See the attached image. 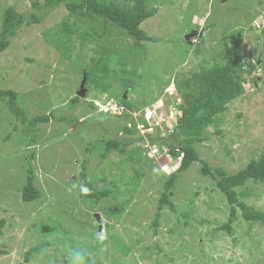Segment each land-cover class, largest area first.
Instances as JSON below:
<instances>
[{
  "label": "rangeland",
  "instance_id": "374dc122",
  "mask_svg": "<svg viewBox=\"0 0 264 264\" xmlns=\"http://www.w3.org/2000/svg\"><path fill=\"white\" fill-rule=\"evenodd\" d=\"M31 1L0 0V5L5 8L17 4V9L24 11L31 7ZM259 2L152 0L150 7H156L158 12L142 27L155 41L146 42L140 50L123 33L115 30L99 37L93 28L82 25L71 36V56H65L51 44L58 38L57 26L69 18L65 7L51 10L41 23L25 26L13 38L8 50L0 55V88L17 91L20 104L30 115L55 112L58 118L72 112L79 121L73 128L55 119L43 123L37 141L31 145L27 125H22L0 102V219L6 221L0 234V249L6 254L0 256V264H19L24 260V251L49 241L52 244L41 254H34L27 264H74L70 259L77 249L80 264H87L86 256L92 264H134L135 260V264H264V224L240 218L234 224L233 235L216 230L228 221L229 210L215 181L202 174L200 162L180 175L172 197L176 211L165 209L162 225L154 233L151 224L162 184L177 167V163L176 167L164 166L167 150L158 146L147 152L156 167H145L141 187L121 221L107 219L90 208L79 197L78 178L85 160L89 159L90 176L106 178L105 183L98 181V187L114 182L122 198H130L129 190L126 191L130 179L126 175H133L131 165L138 168L144 163L127 162L118 169L108 165L119 160L115 152L101 162L99 151L103 150L106 134L126 120L124 108L116 105L123 91L120 82L111 91L112 95H120L112 96L86 81L88 92L70 110L71 100L77 96L84 78L82 63L99 58L106 46L112 49L111 67L119 70V54L128 53L127 68L136 69L134 79L138 88L125 90L123 96L135 103L136 109L128 115L138 123L137 129L145 138L141 142L143 148L149 147V135H155L156 127L167 135L166 128L174 125L180 114L179 102L173 99L178 91L175 77L197 71L200 65L218 62L223 58L225 42L232 44L242 33L246 59L255 61L257 66L253 74L256 79L246 84V93L228 106L218 123L207 128L205 141L196 145L201 159L213 168L237 172L258 159L264 149V5ZM196 30L203 34H195L189 42L186 36ZM85 31L87 35H83ZM218 51L219 57L214 58ZM167 79H171L170 84L162 85ZM143 86L148 90H143L147 91L145 94L140 90ZM101 113L106 116L94 119V115ZM140 117L147 120L149 128L141 124ZM31 153L35 155L31 162L42 196L24 203L22 189ZM239 191L250 192L242 195L245 202L264 212V183L248 182ZM104 223L110 224L106 233L99 227ZM137 238L140 242L134 244ZM123 243L132 248L128 255L118 250ZM144 247L148 250L143 251Z\"/></svg>",
  "mask_w": 264,
  "mask_h": 264
},
{
  "label": "trees",
  "instance_id": "16d2710c",
  "mask_svg": "<svg viewBox=\"0 0 264 264\" xmlns=\"http://www.w3.org/2000/svg\"><path fill=\"white\" fill-rule=\"evenodd\" d=\"M151 2L152 0H43V2L32 0L31 7L24 11L18 10L17 4L5 8L0 5V55L8 50L13 38L17 37L25 26L41 23L51 10L59 7H65L68 10L69 18L64 19L57 26L56 34L58 38L55 37L51 41V44L64 52L65 56H71L70 53L74 49L71 46V36L76 34L82 25H87L86 29L93 28L94 34L99 37L108 35L109 32L115 30L123 33L133 40L134 48L140 50L142 47L144 48L146 42L155 41V38L150 36L146 29L142 27L145 21L154 17L158 12L156 7H150ZM259 3L260 5H264V0H260ZM72 18H75V20L71 21ZM110 27H116L117 29H110ZM242 30L240 29V32ZM87 34L88 32L86 31L83 33V35ZM262 34H264V31H262ZM45 38L49 40L48 36ZM102 49L103 52L99 58H92L89 64H81V72L86 76L89 86H94L96 90L108 93L109 95H112L111 91L114 84L120 82L123 91L120 92L121 96H119L120 99L117 100V103L124 108L126 120L117 129H111L106 134V139H104L105 137L102 138V140L104 139L103 150L99 151L101 162L107 161L111 153L115 152L119 156V160L110 161L108 165L111 164L119 169L121 164L126 165L127 162L137 164V161H142L144 164L139 165L140 167L138 168L131 165L130 169L134 173L133 175H126V178L130 179L129 183L126 184V191L128 192L129 190L127 195L129 194L130 198H122L120 197L121 191L119 186L114 182L107 183L105 187H98V181L101 180L105 183L106 178L101 176L99 179H95L90 176L87 170L89 159L85 160L82 164L78 181L81 186L87 187L89 191L83 193L80 188L79 197L90 208L97 209L107 219L115 222L121 221L141 187L142 180L146 175L145 167H156L153 162L154 159H150L148 153L151 151V147L158 146L162 150H167L168 156L165 158L164 165L175 166L177 163V167L175 166L176 169L166 176L162 184L163 189L158 197L156 211L151 224L155 234L158 233V229L162 225L161 218L163 211L165 209L176 211L172 199L176 184L179 181L180 175L186 172L195 162L202 163V174L213 179L219 191L226 198L229 210L228 221L217 227L216 230H223L229 235H233L235 232L234 224L240 218L250 223L261 222L264 224V212L247 204L242 197L243 194H249L250 192L241 193L239 191L248 182L264 183V149L258 159H253L244 168L235 173H228L222 167L213 168L209 162L201 159L196 146L198 143L205 141L206 137L204 134L207 128L210 125L218 123V119L227 111L228 106L246 93V84L250 80L256 79L253 74L257 66L254 63L255 61L252 62L246 59L247 48L242 33H239L232 40V44L228 45L225 42L223 58H220L218 62L209 66L200 65L197 71L191 72L188 75L182 74L175 77L174 80L178 91L175 93L173 99L179 102L178 111L180 114L177 117L176 123L170 126V128H166L167 135H163L160 127L157 126L155 135H149L150 144L146 148H143L144 143H141L144 142L145 138L137 129L138 123L128 115L129 111L136 109L135 103L123 96L125 90L132 89L137 84L136 79H134L137 71L135 68H127L129 65L126 59L129 57V54L125 52L119 54V61L117 62L120 63L121 69L115 70L111 67L113 63V59L111 58L112 49L106 46H103ZM115 51H118V49H115ZM219 54L220 52L218 51L213 57H219ZM120 76L122 78L118 79ZM125 76L127 77L125 78ZM170 82L171 79H167L162 81V85L167 86ZM140 90H147V87L143 86ZM147 91H143V93L145 94ZM160 94H162V90ZM114 95L117 94L114 93ZM18 98L19 93L17 91L0 88V102L21 121L22 125H27V129L31 134L29 140L31 145L37 141V132L43 123H48L52 119H55L73 128L74 124L79 121L76 114L72 112L60 115L58 118L55 112L51 114L30 115L27 113L24 105L20 104ZM156 100L158 99H151L150 101L154 102ZM79 101L80 98L77 96L71 100V111L74 110L75 105ZM90 108L93 107L91 106ZM101 115L106 116L105 113H101L100 115H94V119L95 117L99 119L102 117ZM140 118L141 124L145 128H149L147 120L144 117ZM86 121H83V123ZM120 133L122 134L120 135ZM88 151L91 152L92 150ZM34 158V153H31L30 159L27 162L26 183L22 189V200L24 203L36 201L42 196V191L36 184V173L31 162ZM101 172L103 173L105 170ZM94 220L97 221L96 218ZM5 224V219H0V234L3 233ZM109 225L104 223V225L98 226L101 231L106 233L108 232ZM95 239L96 235H94L93 240ZM113 240L117 242L119 239L113 238ZM139 242L140 239L137 238L134 244H139ZM50 244H52L51 241L27 249L23 253L24 260L19 264L29 263L34 254H41L43 249L49 247ZM131 249L130 245L125 244L123 246L120 245L118 250L128 255ZM142 249L143 251L148 250L147 247ZM76 253L80 254L79 249L73 252L70 262L80 264V260L75 255ZM4 254H6V251L0 249V256ZM85 260L87 264H92L90 257L86 256ZM135 261L134 264L136 263ZM169 261L173 260L169 259Z\"/></svg>",
  "mask_w": 264,
  "mask_h": 264
},
{
  "label": "water",
  "instance_id": "95a60500",
  "mask_svg": "<svg viewBox=\"0 0 264 264\" xmlns=\"http://www.w3.org/2000/svg\"><path fill=\"white\" fill-rule=\"evenodd\" d=\"M195 34H197L198 36L201 37V35L203 34V32L199 33V31L196 30V31H194V32H192V33H190V34H188V35L186 36V39H187L189 42H191L189 39H190L192 36H194ZM199 34H200V35H199ZM86 81H87V78H86V76H84L83 81L81 82V85H80V89H79V91L77 92V96H79V97H85V95H86V93H87V89L85 88Z\"/></svg>",
  "mask_w": 264,
  "mask_h": 264
},
{
  "label": "clouds",
  "instance_id": "9594fccd",
  "mask_svg": "<svg viewBox=\"0 0 264 264\" xmlns=\"http://www.w3.org/2000/svg\"><path fill=\"white\" fill-rule=\"evenodd\" d=\"M87 89V88H86ZM87 92H88V89H87ZM169 96V95H168ZM79 97V96H78ZM83 98V97H82ZM126 98V97H125ZM118 103H116V105H117ZM119 107H121L120 105H119ZM121 108H123V107H121ZM120 112V111H119ZM115 114V113H114ZM160 125V124H159ZM179 163H180V161H179ZM165 166V165H164ZM164 166H163V168H164ZM167 166V165H166ZM162 168V169H163ZM164 170V169H163ZM166 172V171H165ZM81 191L83 192V193H87L88 191H89V189L87 188V187H85V186H81ZM77 257L79 256V253H76L75 254Z\"/></svg>",
  "mask_w": 264,
  "mask_h": 264
}]
</instances>
